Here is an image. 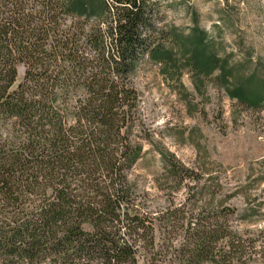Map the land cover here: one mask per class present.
Wrapping results in <instances>:
<instances>
[{
  "label": "trees",
  "instance_id": "1",
  "mask_svg": "<svg viewBox=\"0 0 264 264\" xmlns=\"http://www.w3.org/2000/svg\"><path fill=\"white\" fill-rule=\"evenodd\" d=\"M155 0H0V264H246L235 210L151 213L128 174L151 141L135 73L212 79L247 109L264 75L246 72L192 18L156 26ZM17 66L24 68L15 87ZM177 192L193 170L159 152Z\"/></svg>",
  "mask_w": 264,
  "mask_h": 264
},
{
  "label": "rangeland",
  "instance_id": "2",
  "mask_svg": "<svg viewBox=\"0 0 264 264\" xmlns=\"http://www.w3.org/2000/svg\"><path fill=\"white\" fill-rule=\"evenodd\" d=\"M155 2L159 29L174 26L186 32L196 18L226 54L245 62L247 73L264 75V0ZM23 76L24 68L17 66L13 88ZM134 80L152 138L144 143L142 158L128 174L137 201L154 214L179 204L207 213L221 203L235 210L228 221L249 246L246 264H264V107L247 109L212 79H205L198 88L186 71L181 76L182 89L176 81L165 79L159 66L147 62ZM10 130L7 124L0 125V134H10ZM159 152L193 170L197 180H186L173 191L165 180Z\"/></svg>",
  "mask_w": 264,
  "mask_h": 264
}]
</instances>
